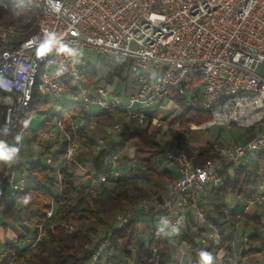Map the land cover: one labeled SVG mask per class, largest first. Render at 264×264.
<instances>
[{
  "label": "built area",
  "instance_id": "obj_1",
  "mask_svg": "<svg viewBox=\"0 0 264 264\" xmlns=\"http://www.w3.org/2000/svg\"><path fill=\"white\" fill-rule=\"evenodd\" d=\"M24 1L38 13L36 32L19 40L20 27L0 22V92L7 127H17L18 116L29 108L34 89L41 101L60 97L66 89L61 77L73 81L76 94L70 100L78 106L117 109L136 125L149 121L162 125L163 120L152 112L161 108L162 99L173 88L179 94L194 95L189 83L198 77L200 107L210 118L192 128L252 129L245 140L231 141L217 148L216 157L198 163L178 149L164 152L162 167L174 169L176 179L166 196L147 210L152 217L147 238H157L161 228L184 227L186 214L204 223L200 196L222 185L225 166L256 165L258 173L264 169V0ZM94 56L126 61L130 74L136 77L135 89L117 94L100 82L84 81L82 75ZM29 122L30 117L24 120L21 137ZM121 126H105L103 136L119 132ZM172 126L178 128L177 123ZM77 127L70 122L65 128L59 119L43 135V143H52L51 151L64 146L54 181L58 196L62 194L59 168L71 166L83 151ZM14 146L21 151V142ZM125 156H133L130 146L110 156L106 171L89 180L81 178L78 188L95 194L101 183L122 176ZM50 162L49 155L46 164ZM78 166L86 173L84 165ZM25 175L18 156L7 164L0 177V189L4 184L8 189L7 201L25 188ZM255 204H264V183L242 199L238 215ZM53 209L54 203L44 213V220L51 219ZM128 220V214L117 216L118 225ZM44 233L43 225H38L34 235L20 244V253L34 248ZM206 239L218 243L219 234L207 231ZM107 243L103 241L93 259ZM234 244L232 237L230 245ZM216 263L234 261L224 254L217 256ZM7 264H15L14 254ZM243 264H264V257Z\"/></svg>",
  "mask_w": 264,
  "mask_h": 264
},
{
  "label": "trees",
  "instance_id": "obj_2",
  "mask_svg": "<svg viewBox=\"0 0 264 264\" xmlns=\"http://www.w3.org/2000/svg\"><path fill=\"white\" fill-rule=\"evenodd\" d=\"M0 2L5 6L0 5V22L20 27L22 32L19 40L37 31L38 13L27 6L24 0H0ZM125 62L113 58L107 63V70L101 76L93 65H89L82 79L91 84L99 81L112 83L117 79L124 82L126 88L136 81V77L130 74L129 65ZM199 80L195 77L194 82L189 83L194 95L179 94L175 88L168 94L171 95L170 99L176 109L180 110L179 114L168 123L169 125L177 123L179 128L176 131L184 129L189 123L200 124L210 118V114L200 107ZM61 81L66 89L60 97L50 96L41 101L37 90L34 89L29 108L18 116V125L14 129L4 123V106L0 92V141L14 146L15 137L20 134L24 120L33 113L42 114V121L34 128L29 125L26 136H22L21 144L29 148L30 153L25 155L20 151L17 155L19 165L26 172V186L10 201L6 200L8 191L6 184L2 186L0 214L7 221L14 218L17 209L26 211L29 228L35 232L38 225L42 224L45 229L42 239L34 248L27 251L20 253L21 243L18 238L7 242L5 257L0 264H7L12 254L15 255V264H110L108 260L115 259V256L109 255V251L116 252L119 256V262L115 264H180L172 256L168 229L161 232L157 238H140L138 216L146 213L140 211L138 214H130L129 220L122 225H118L117 222L110 224L105 218V215L112 211H122L127 206L147 198L148 194L144 191V187L152 176L170 183L176 179L172 170L164 169L159 165L165 152L157 138L159 129L149 131L147 125L123 123L119 132L99 142L93 134V122H98L100 119L107 122L115 121L123 115L122 112L117 109H100L94 112L90 108L78 106L70 100V97L76 94L73 81L65 77H61ZM59 119L65 128L69 127L70 122L77 124V137L82 139L86 150L77 156L71 166L59 168L62 194L58 196L54 191V181L64 146L61 145L60 148L51 151L52 143L42 141L44 133ZM5 129H7L6 134ZM170 130L175 134V130ZM175 137L179 138L177 134ZM32 145L35 149L30 148ZM126 146L132 148L133 156L122 158L120 166L121 171L124 172L122 176L101 183L95 194L85 193L78 188L77 184L81 182V178L85 177V180H89L98 173L106 171L109 168L110 156ZM49 155L51 162L46 164ZM217 155L214 148L209 147L195 154L194 162L198 163ZM8 163L0 161V177ZM79 164L86 167V173L81 172ZM257 168L256 165L251 164L231 168L225 166L222 171V185L208 189L207 196L212 199L209 202L210 208L205 204L199 205L205 217L204 223L186 214L185 226L177 228L178 242L187 246L190 256V260L183 264H198V254L201 250L213 254L214 264H217V256L224 254L231 255L234 264H243L248 257L256 254L264 256V233H261L257 227L247 235L246 242L241 240L240 252L234 251V246L230 245L232 236L229 227L232 228V225L242 218L258 221L259 217L249 216L246 213L237 216L236 211L226 213L223 208L226 195L243 199L259 189L264 183V174L258 173ZM157 199L160 200L161 195H158ZM52 203H54L52 217L50 220H44V213L49 210ZM147 214L148 219L152 221L151 214ZM207 231H215L219 234L218 243L206 239ZM104 240L108 243L93 259V254L98 251Z\"/></svg>",
  "mask_w": 264,
  "mask_h": 264
},
{
  "label": "rangeland",
  "instance_id": "obj_3",
  "mask_svg": "<svg viewBox=\"0 0 264 264\" xmlns=\"http://www.w3.org/2000/svg\"><path fill=\"white\" fill-rule=\"evenodd\" d=\"M2 22V21H1ZM112 57L109 58H100L97 56H94L90 59V64L93 65L94 69L96 71H99V74L101 76V74H104L107 70V63L112 61ZM125 64H128L127 62H125ZM90 65V66H91ZM131 79H133L131 77ZM101 84L107 85V87L109 89H111V91H113L114 93H122L124 90V86L125 83L122 81H119L117 79H114L112 81V83H105L104 81H99ZM133 82V81H132ZM137 84V81H134L133 84H129L127 85V87H129L128 89L130 90H134L135 89V85ZM126 87V88H127ZM171 95L165 96L162 99V105L161 108H156V110L154 111V116L163 120L164 124L162 125H158V124H154L153 122H147L144 125L148 126L149 131L153 130V129H159V133L157 135V138L159 139V141L163 144L164 151H169V150H174V149H178L181 150L183 152H185L186 154L192 156L193 158L195 157V154H197L198 152L204 150V149H209V147H213L214 151L217 153V148L222 147L223 145L231 142V141H241V140H245L249 134L252 133V130H247V129H243V128H238V127H232V128H219V127H211L208 129H194L192 128V126L194 125H200L197 123H189L184 129L181 130H177L178 128H174L172 125H169V121L174 117L175 115L179 114V109L172 106L173 104H170L168 101L171 100L170 99ZM90 109L94 112L99 111V108L97 106H91ZM115 120V119H114ZM42 121V114L40 113H33L30 116V122L29 125L31 128L36 127L40 122ZM132 123L134 124L131 120L127 119L126 117H124V115H120V118L115 120V121H110L107 122L103 119H100L98 122H93L92 126H93V134L96 137L97 141H101L103 139H105L106 137L103 136V129L105 126L112 124V123ZM204 123V122H203ZM175 130V134L171 132V130ZM178 132V133H176ZM178 135L179 138H176L175 135ZM23 136H26L23 135ZM102 142V141H101ZM22 143V141H21ZM212 145V146H211ZM82 150H86L85 145L82 143L81 144ZM35 149V146L32 145V147ZM21 152L25 155L28 154V152L30 153L29 148L27 149V147H24L22 145L21 147ZM34 153V152H33ZM32 153V154H33ZM164 156V154H163ZM163 156L159 159H161V163L158 161V164L162 166L163 163ZM263 168V167H262ZM264 173V169L262 171H260V173ZM170 182L163 180L162 178H156L154 176H152L150 178V181L147 183V185L144 187V191L147 192L148 197L145 199H142L138 202H136V204L131 205V206H127L126 208H124L122 211H112L111 213H108L105 215L106 220L110 223V224H114L117 222V216L118 215H124V214H138L140 211L144 212L146 214L138 216L141 218H138L139 220V224H138V233L140 235L141 239H145L147 237L148 231L149 230H144V228H147V224L144 227V225L142 224L141 221L146 222L144 219L147 218L148 219V212L147 210H149L151 207H154V205H156L158 202H160V200H162L166 194H167V190L170 186ZM143 192V191H142ZM158 195H161V199H157ZM210 200H212L210 197L206 195H203V204H205L207 206V208H210ZM225 202L227 203V206H229V209H232L234 206H237L238 208L236 209L238 212L240 213V203L242 201V198H234L231 195H226L224 197ZM228 208L226 207V213L228 212ZM252 211V215H260L262 216V220L258 219V221H256L255 219H240L238 222L234 223V225H232V228L229 227V229L231 230V236L233 237L235 244L237 242L238 239H242L244 236H247L249 233L252 232L254 227H257L260 229V231L262 233H264V204H255L253 207H251L249 210H247L246 214H248V212ZM23 213L24 217L27 216V212L26 211H22L20 210V213ZM134 214V215H135ZM141 220V221H140ZM149 223V222H148ZM149 225V224H148ZM152 225V222L150 223L149 227ZM147 229H150V228ZM228 229V226H227ZM166 230V229H165ZM170 235V242H171V246H172V251L175 253L177 258H182V256L185 254L186 252V248L184 246H186L185 244L179 243L178 242V235H177V231L175 233L172 232V229L169 233ZM240 242V241H239ZM238 242V243H239ZM184 245V246H183ZM187 247V246H186ZM236 252H240V248L239 250H236ZM109 255L113 254L115 256V259L110 258L108 261L110 264H115L117 262H119V256L117 255L116 252L113 251H109L108 252ZM127 264V263H126Z\"/></svg>",
  "mask_w": 264,
  "mask_h": 264
},
{
  "label": "crops",
  "instance_id": "obj_4",
  "mask_svg": "<svg viewBox=\"0 0 264 264\" xmlns=\"http://www.w3.org/2000/svg\"><path fill=\"white\" fill-rule=\"evenodd\" d=\"M152 74L153 73H150V75L152 76ZM129 87H127V88H124V90H123V92L122 93H128V92H131L132 90H130V89H128ZM166 96H168V95H166ZM163 101H161V103H162ZM170 104H173V102L171 101V100H169L168 101ZM173 107H174V109H175V105L173 104L172 105ZM156 110V109H155ZM154 110V111H155ZM154 111L152 112V116L155 114L154 113ZM174 116H175V114H174ZM150 123L152 122V121H149ZM100 142V141H99ZM162 144V143H161ZM162 146H163V144H162ZM163 148H165L164 146H163ZM169 170H172V172L174 173V175L176 176V172H175V170L174 169H169ZM85 180V179H84ZM1 190V189H0ZM206 194H208V189L206 190V191H204L202 194H201V196H200V203L201 204H203V201H202V199H203V195H206ZM228 195H230V194H228ZM232 196V195H231ZM233 197V196H232ZM235 198V197H234ZM237 199H239V198H237ZM226 207L228 208L229 206H227V203L225 202V204H224V206H223V208H224V210L226 211ZM238 207L237 206H234L232 209H229L228 208V212L227 213H230V212H232V211H236V213L238 212L236 209H237ZM253 213H252V211H250V212H248V215L249 216H251ZM256 215V214H255ZM237 216H239L238 215V213H237ZM258 216V215H257ZM27 217V216H26ZM26 217H24V215H23V213L21 212L20 213V210L19 209H17V213H16V215L14 216V218H12V219H9V220H7V221H5L4 220V218L1 216V214H0V261L2 260V258H4L5 257V246H6V244H7V242H9V241H11V240H13V239H16V238H18L19 240H20V243H25L26 242V240L27 239H29L30 237H32L33 235H34V230L33 229H31V228H29V226H28V224H27V222H26ZM259 217V219H261L262 220V216H258ZM139 218H141V217H139ZM146 222H143V221H141L142 222V224L144 225V227L146 226V224H147V228L149 227V225H150V223H151V221L149 220V219H147V218H145L144 219ZM138 222H139V220H138ZM137 222V226H138V223ZM149 222V223H148ZM149 224V225H148ZM147 228H144V230L146 229V230H149V229H147ZM150 228V227H149ZM168 231L170 232L171 231V229H168ZM241 240L242 239H238L237 240V242H236V244H234V251H236V250H239V248H240V251H241V245H240V243H241ZM240 241V242H239ZM239 242V243H238ZM183 244V243H182ZM184 246V245H183ZM185 248H186V252H185V254L182 256V258L180 257V258H177L176 257V255H175V253L172 251V256L174 257V259H176L180 264H183L185 261H189L190 260V256H189V254H188V249H187V247L186 246H184ZM264 256H263V254H256V255H253V256H250V257H248L246 260H256V259H261V258H263Z\"/></svg>",
  "mask_w": 264,
  "mask_h": 264
},
{
  "label": "clouds",
  "instance_id": "obj_5",
  "mask_svg": "<svg viewBox=\"0 0 264 264\" xmlns=\"http://www.w3.org/2000/svg\"><path fill=\"white\" fill-rule=\"evenodd\" d=\"M4 132L6 134L7 129H5ZM15 140L16 143L19 144L22 140V137L20 135H17L15 137ZM19 151L20 149L18 147L10 146L4 141H0V161L14 162ZM164 223H167V221H164ZM161 231L163 232L164 230L161 228ZM176 231H178V229L176 228L172 229L173 233H175ZM198 255H199L198 264H214V257L211 252L206 250H201Z\"/></svg>",
  "mask_w": 264,
  "mask_h": 264
},
{
  "label": "snow or ice",
  "instance_id": "obj_6",
  "mask_svg": "<svg viewBox=\"0 0 264 264\" xmlns=\"http://www.w3.org/2000/svg\"><path fill=\"white\" fill-rule=\"evenodd\" d=\"M42 51H43V49H42Z\"/></svg>",
  "mask_w": 264,
  "mask_h": 264
}]
</instances>
